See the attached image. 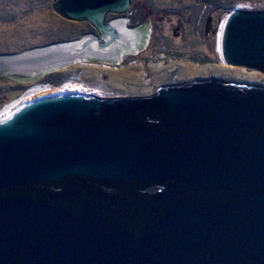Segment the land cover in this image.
Wrapping results in <instances>:
<instances>
[{"label": "water", "instance_id": "95a60500", "mask_svg": "<svg viewBox=\"0 0 264 264\" xmlns=\"http://www.w3.org/2000/svg\"><path fill=\"white\" fill-rule=\"evenodd\" d=\"M130 6L54 0L92 32L0 54V77L119 65L144 47ZM219 50L223 66L264 74V11L228 12ZM0 264H264V88L52 93L1 118Z\"/></svg>", "mask_w": 264, "mask_h": 264}, {"label": "rangeland", "instance_id": "374dc122", "mask_svg": "<svg viewBox=\"0 0 264 264\" xmlns=\"http://www.w3.org/2000/svg\"><path fill=\"white\" fill-rule=\"evenodd\" d=\"M53 1L0 0V54L19 53L54 42L77 39L82 34L92 32V28L87 23L67 21L55 14L51 9ZM237 6L251 11H264V0H132L127 16L133 19L131 23L135 26L134 28L146 26L149 29L153 26V41L147 46L144 44L143 49L130 58L132 64L137 63L142 66L143 80L141 81L151 85V94L158 87L152 84L150 72L147 69L149 62L156 64L160 61L167 65L169 61H187L199 63V65H220L216 54L217 36L204 37L197 21L204 18L200 22L202 24L208 15L217 16L219 17L216 25L218 31L222 18ZM107 18H113V15H108ZM131 63H122L113 69H122ZM91 65L93 64H79L43 75L32 81H21L18 84L11 80H0V93L6 94V97L13 101L18 97L17 92H23L26 88H35L39 84L44 86V83L54 93L62 85L81 83L86 77L84 67ZM96 66L105 67L100 64ZM177 69L178 66L174 67L170 75H174ZM240 69L258 73L261 85L257 87L264 88L263 73ZM103 76L106 78L104 79ZM98 80L106 82L108 77L100 73Z\"/></svg>", "mask_w": 264, "mask_h": 264}, {"label": "bare ground", "instance_id": "6f19581e", "mask_svg": "<svg viewBox=\"0 0 264 264\" xmlns=\"http://www.w3.org/2000/svg\"><path fill=\"white\" fill-rule=\"evenodd\" d=\"M238 9H242L238 7ZM227 15V14H226ZM226 15L222 18L217 33L216 54L219 57L220 65L216 66L185 61H169L167 65L158 61L156 64L149 62L147 69L150 72L152 84L156 87L187 84L198 79L215 78L227 82H234L246 85H261L260 75L256 72H246L240 68L224 67L221 61L219 50L220 32L223 26V21ZM178 66L177 72L170 75L172 69ZM82 67V66H81ZM176 70V69H175ZM86 77L81 83L67 85L66 88L55 91V94H82L90 95L99 98H134L147 97L151 95L152 87L146 82H143V68L140 64L131 63L122 69H108L106 67H98L91 65L84 67ZM104 73L108 80L101 82L98 80V75ZM1 86V83H0ZM41 91L33 90L21 98V102L17 106L4 108L0 112V119L6 117L24 105L32 102ZM47 95V94H46Z\"/></svg>", "mask_w": 264, "mask_h": 264}, {"label": "flooded vegetation", "instance_id": "af4514ba", "mask_svg": "<svg viewBox=\"0 0 264 264\" xmlns=\"http://www.w3.org/2000/svg\"><path fill=\"white\" fill-rule=\"evenodd\" d=\"M131 4H132V0H131ZM127 13H125L123 15V17L126 18V20H127V26L129 28H134L135 26L133 25V23H131L133 21V19L128 17ZM113 17H116V16L113 15ZM218 18L219 17H217V16L213 17L211 15H208L205 18V20H204V22L202 24H200V22L203 21L204 18L203 19L201 18L200 20L197 21V25L200 26L202 34H203L204 37L209 38V37H212L214 35L215 30H216V25H217V22H218ZM139 29L144 31V44H145V46H147L148 44H150L153 41V32H152L153 31V26H150L149 29H147L146 26L139 27ZM131 57L132 56H129V57L123 59L122 62L119 65H117V66H120L122 63H125V64L131 63V59H130ZM135 60H137V59H135ZM132 61H134V60H132ZM100 66H105L107 68H112V69L116 67V66H113V65H107V66L106 65H100ZM103 77H104V79L106 78V76H103ZM0 80H4V81L5 80H11L15 84L19 83V81H16V80H13V79H9L7 77H0ZM156 90H155V92H156ZM155 92L152 93L150 96H153L155 94ZM150 96H148V97H150ZM8 101H10V100L6 97V94L4 95V94L0 93V108L4 105V103H6Z\"/></svg>", "mask_w": 264, "mask_h": 264}, {"label": "built area", "instance_id": "2783aa9c", "mask_svg": "<svg viewBox=\"0 0 264 264\" xmlns=\"http://www.w3.org/2000/svg\"><path fill=\"white\" fill-rule=\"evenodd\" d=\"M237 7H239V6H237ZM71 83H69V84H65V85H62V86H60L57 90H60V89H63V88H66V86L67 85H70ZM73 84H77V83H73ZM47 86V84H44V86H43V84H39V85H36L35 86V88H32V89H28V88H26L23 92H21L19 95H18V97L17 98H15L13 101H10V102H8V104H6L4 107H2L1 109H0V112L4 109V108H6V107H10V106H17L21 101V98L23 97V96H25L27 93H30V92H32L33 90H40L41 91V94L40 95H48V94H52V92H51V89H50V87H46Z\"/></svg>", "mask_w": 264, "mask_h": 264}, {"label": "trees", "instance_id": "16d2710c", "mask_svg": "<svg viewBox=\"0 0 264 264\" xmlns=\"http://www.w3.org/2000/svg\"><path fill=\"white\" fill-rule=\"evenodd\" d=\"M232 7H233V6H232ZM44 84H45V83H44ZM20 93H21V92H20ZM20 93L17 92V96H18ZM15 97H16V96H15ZM13 98H14V97H13ZM11 99H12V98H11Z\"/></svg>", "mask_w": 264, "mask_h": 264}]
</instances>
